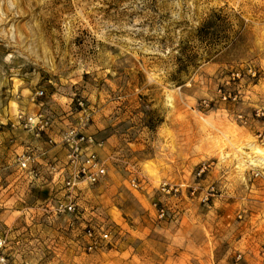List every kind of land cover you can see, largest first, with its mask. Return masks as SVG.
<instances>
[{
  "label": "rangeland",
  "instance_id": "1",
  "mask_svg": "<svg viewBox=\"0 0 264 264\" xmlns=\"http://www.w3.org/2000/svg\"><path fill=\"white\" fill-rule=\"evenodd\" d=\"M40 90L54 128L74 125L83 102L104 142L107 175L74 191V214L56 211L69 193L45 167L60 161L47 138L33 150L48 153L38 177L14 164L26 133L10 124L37 111L26 99ZM261 135L264 0H0V238L12 264H264ZM88 228L109 232L105 250H86Z\"/></svg>",
  "mask_w": 264,
  "mask_h": 264
},
{
  "label": "built area",
  "instance_id": "2",
  "mask_svg": "<svg viewBox=\"0 0 264 264\" xmlns=\"http://www.w3.org/2000/svg\"><path fill=\"white\" fill-rule=\"evenodd\" d=\"M253 77L257 73L250 71ZM43 90L31 93L26 99V105L37 108V111L30 112L26 108L18 110L16 118L11 122L13 130H21L30 134L37 140L47 137V143L54 146H61L67 152V161L63 166L51 163L48 166L54 178L62 180L65 189L68 191V201L56 204V211L59 214H74L77 211V203L74 198V191L82 185L95 186L100 183L107 175L106 164L100 156L99 150L104 147V142L99 141L94 135L89 133V127L93 122L91 112H89L83 102L79 103L80 111L77 122L61 131L60 142L54 138H49V133L54 129V120L42 108L44 107ZM22 97H18L21 100ZM264 139V135H261ZM40 156L33 150H28L20 154L17 163L20 169L29 173L33 177L39 176ZM204 171V170H203ZM136 185V181H133ZM164 194H177L178 188L169 186L167 183L161 185ZM159 216L165 217V210L158 209ZM87 247L90 253L105 250L110 241V234L102 230L96 232L93 228L86 231ZM6 241L0 238V264H12L3 253Z\"/></svg>",
  "mask_w": 264,
  "mask_h": 264
},
{
  "label": "crops",
  "instance_id": "3",
  "mask_svg": "<svg viewBox=\"0 0 264 264\" xmlns=\"http://www.w3.org/2000/svg\"><path fill=\"white\" fill-rule=\"evenodd\" d=\"M61 129H58V128H54V130L49 133V138H54L57 142H60V134H61ZM20 140H19V146H20V150L22 149V152H26L30 149L34 150L35 151V148H37L39 151L41 150V148H45L44 146L46 145V143L44 142V139L43 140H37L35 139L34 137H29V135L26 133V135H20ZM47 138V137H46ZM25 143V144H23ZM55 149V153H57V155L59 156L58 159H60L59 163H57L59 166H63L66 161H67V152L65 150L62 149L61 146H56L54 147ZM41 157L46 160V155L48 153H40ZM20 155V153L18 154V156ZM39 155V154H38ZM1 158V157H0ZM18 158V157H17ZM0 160H3V159H0ZM7 160H9V162L12 160V161H15V158L11 159L10 158H7ZM56 162V160L54 161ZM17 163L16 161L14 162V164ZM45 167H48V163L45 164ZM16 169H19L20 173L21 174H26L27 172H24L20 169V167L18 166V163L16 165ZM53 178V182H57V179L54 178V176L52 177ZM59 183H61L63 185V182L62 180L59 181ZM44 184H47V181L44 182Z\"/></svg>",
  "mask_w": 264,
  "mask_h": 264
}]
</instances>
